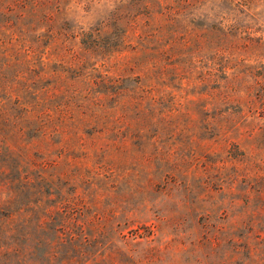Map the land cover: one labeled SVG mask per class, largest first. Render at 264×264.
I'll list each match as a JSON object with an SVG mask.
<instances>
[{
    "label": "rangeland",
    "instance_id": "1",
    "mask_svg": "<svg viewBox=\"0 0 264 264\" xmlns=\"http://www.w3.org/2000/svg\"><path fill=\"white\" fill-rule=\"evenodd\" d=\"M0 264H264V0H0Z\"/></svg>",
    "mask_w": 264,
    "mask_h": 264
},
{
    "label": "trees",
    "instance_id": "2",
    "mask_svg": "<svg viewBox=\"0 0 264 264\" xmlns=\"http://www.w3.org/2000/svg\"><path fill=\"white\" fill-rule=\"evenodd\" d=\"M15 221L16 219L14 218V214L8 213L6 217H4L2 221H0V225L5 229H11L15 226Z\"/></svg>",
    "mask_w": 264,
    "mask_h": 264
}]
</instances>
